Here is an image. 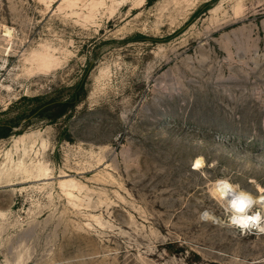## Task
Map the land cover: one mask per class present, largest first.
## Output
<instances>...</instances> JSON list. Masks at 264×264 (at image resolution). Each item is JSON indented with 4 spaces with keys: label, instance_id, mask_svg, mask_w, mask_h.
Listing matches in <instances>:
<instances>
[{
    "label": "rangeland",
    "instance_id": "1",
    "mask_svg": "<svg viewBox=\"0 0 264 264\" xmlns=\"http://www.w3.org/2000/svg\"><path fill=\"white\" fill-rule=\"evenodd\" d=\"M5 125L0 264H264V0H0Z\"/></svg>",
    "mask_w": 264,
    "mask_h": 264
},
{
    "label": "clouds",
    "instance_id": "2",
    "mask_svg": "<svg viewBox=\"0 0 264 264\" xmlns=\"http://www.w3.org/2000/svg\"><path fill=\"white\" fill-rule=\"evenodd\" d=\"M227 184L228 181L225 180ZM264 196H253L251 193L240 191L238 198L229 204H222L225 212L228 214L229 223L241 230L245 228H254L259 232H264ZM254 208H258L253 212ZM252 213V214H249ZM208 216L211 213L207 214ZM205 218V214H201Z\"/></svg>",
    "mask_w": 264,
    "mask_h": 264
},
{
    "label": "bare ground",
    "instance_id": "3",
    "mask_svg": "<svg viewBox=\"0 0 264 264\" xmlns=\"http://www.w3.org/2000/svg\"><path fill=\"white\" fill-rule=\"evenodd\" d=\"M5 31L7 32V30H5ZM52 61H53V56L50 55L49 53H47L45 51L43 53H38L36 55V66H37L36 68H39L40 70L45 71L50 67ZM227 181H228L227 184L225 183V181L223 183H221L219 188H218V191H217L218 199L220 200L221 204H229L231 201L237 199L240 191L251 193L247 190L239 188L236 184L232 183L231 181H229V180H227ZM59 184L63 187L65 185V181L61 180L59 182ZM225 185H227V187H225ZM63 188H65V187H63ZM257 189H258V194H256V195H254L252 193L251 194L253 196H264V191L262 190V188L257 185ZM66 193L70 194L69 191H67ZM258 207H264V206H258ZM257 210L258 209H253L252 211L255 212ZM249 214H252V213H249ZM227 221L229 223V217H228ZM232 226H234V225H232ZM239 229L241 230V228H239ZM252 230L257 231L254 228H245L241 231H252Z\"/></svg>",
    "mask_w": 264,
    "mask_h": 264
},
{
    "label": "trees",
    "instance_id": "4",
    "mask_svg": "<svg viewBox=\"0 0 264 264\" xmlns=\"http://www.w3.org/2000/svg\"><path fill=\"white\" fill-rule=\"evenodd\" d=\"M74 99V98H73ZM73 100L57 101L52 106H46L45 109H50L49 120L54 121L60 116L64 115L70 108L74 106ZM11 130L10 126H2L0 130V137L6 136Z\"/></svg>",
    "mask_w": 264,
    "mask_h": 264
},
{
    "label": "snow or ice",
    "instance_id": "5",
    "mask_svg": "<svg viewBox=\"0 0 264 264\" xmlns=\"http://www.w3.org/2000/svg\"><path fill=\"white\" fill-rule=\"evenodd\" d=\"M198 163H199V162L197 161V164H196V165H194V166H198ZM225 187H227V185H225Z\"/></svg>",
    "mask_w": 264,
    "mask_h": 264
}]
</instances>
